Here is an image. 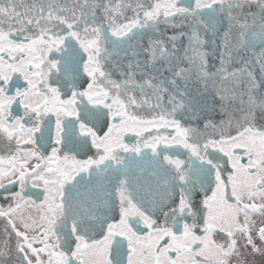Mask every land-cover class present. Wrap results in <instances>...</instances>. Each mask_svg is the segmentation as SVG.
Masks as SVG:
<instances>
[{"label":"snow or ice","instance_id":"snow-or-ice-1","mask_svg":"<svg viewBox=\"0 0 264 264\" xmlns=\"http://www.w3.org/2000/svg\"><path fill=\"white\" fill-rule=\"evenodd\" d=\"M262 121L264 0H0V264H256Z\"/></svg>","mask_w":264,"mask_h":264},{"label":"flooded vegetation","instance_id":"flooded-vegetation-1","mask_svg":"<svg viewBox=\"0 0 264 264\" xmlns=\"http://www.w3.org/2000/svg\"><path fill=\"white\" fill-rule=\"evenodd\" d=\"M258 74H259V73L257 72V75H258ZM13 111H14V112H18L20 115L23 114V109H18L15 105L13 106ZM262 122H264V121H262ZM162 131H164V130H162ZM101 134H102V133H101ZM126 139H128V138H126ZM0 151H2V146H0ZM93 151H94V150H93ZM89 154H92V153H89ZM80 158H86V157H84V156L82 155ZM210 194H211V192L209 191V192H208V195H210ZM195 195H196V197H198V198H202V197L204 196V192L197 191V193H196ZM118 218H119V215H118V212H117V214H116V216H115V219L118 220ZM99 238H100V237H99ZM255 260H256V264H264V258H262V257H256Z\"/></svg>","mask_w":264,"mask_h":264},{"label":"water","instance_id":"water-1","mask_svg":"<svg viewBox=\"0 0 264 264\" xmlns=\"http://www.w3.org/2000/svg\"><path fill=\"white\" fill-rule=\"evenodd\" d=\"M98 238V237H97Z\"/></svg>","mask_w":264,"mask_h":264}]
</instances>
